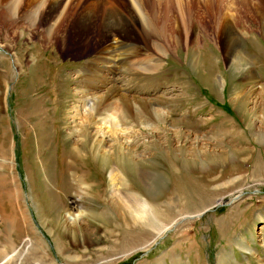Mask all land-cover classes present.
<instances>
[{"label":"rangeland","instance_id":"1","mask_svg":"<svg viewBox=\"0 0 264 264\" xmlns=\"http://www.w3.org/2000/svg\"><path fill=\"white\" fill-rule=\"evenodd\" d=\"M209 3L200 0L196 7L199 18L188 28L189 35L185 37L182 29L178 49L163 57V65L155 73L158 85L139 94L156 101L155 106L171 118H185L186 122L173 126L123 121L126 133L120 136L145 159V167L160 173L153 184L165 200L158 211L163 232L157 236L153 227L133 229L129 241L140 237L147 243L131 245L128 251L120 248L123 224L110 207L109 170L94 158L90 148L85 147L79 157L71 146L72 140L84 143L83 137L73 132L83 118L74 116L77 108L88 113L89 108L80 102L85 89L82 81L100 49L97 40L70 37L64 44L46 47L37 36L30 38L31 32L16 41L18 38L0 30V143L4 146L0 149V252L9 254L4 261L0 256V264H264V0ZM223 17L229 20L231 33L223 25ZM129 32V37L145 47L137 31ZM148 51L151 58L157 57L154 47ZM194 51L198 54L195 64ZM17 54L23 67L16 63ZM118 63L114 77L124 87L134 71ZM236 64L244 73L248 67L253 70L255 80L239 76ZM218 76L227 80L226 85L217 87ZM232 84L234 90L238 88L237 96L230 93ZM132 92L129 94L139 93ZM235 97L243 100L247 120L237 110ZM125 105L117 102L119 110L126 109ZM30 112L36 117H28ZM97 120L103 128L99 138L113 145L117 137ZM96 126H92L93 133ZM38 131L45 137L40 151L35 136ZM158 141L164 149L168 145L177 148L179 169L171 167L164 150L157 154L145 147ZM220 155L223 159L216 160ZM42 157L52 169V180L46 181L56 190L61 205L54 221L42 211L54 228L52 234L38 215L40 185L47 184L45 166L39 162ZM183 157L200 162L199 167L184 172L179 165ZM174 170L176 175L171 174ZM171 175L180 181L192 177L197 182L189 195L181 194L178 185L170 182ZM91 204L97 208L91 209ZM108 221L116 222L111 225ZM85 225L87 234L82 233ZM54 233L66 245L63 252ZM32 242L38 247L36 254L30 249Z\"/></svg>","mask_w":264,"mask_h":264},{"label":"bare ground","instance_id":"2","mask_svg":"<svg viewBox=\"0 0 264 264\" xmlns=\"http://www.w3.org/2000/svg\"><path fill=\"white\" fill-rule=\"evenodd\" d=\"M205 2L210 4V0H205ZM199 3L200 0H0V30H6L9 34L13 35L14 38H18L16 41L21 37H24L26 32H31L32 36L29 35V37L35 38V36H37L39 42L41 41V44L46 47H51L58 42L64 44L70 37L74 38V40L79 39L85 41L88 39H96L98 42L100 49L97 50L98 54L94 61H92L94 64L90 65L87 76L82 81L85 89L81 91L83 97H81L80 102L86 105L85 108H89L88 110L86 109L88 113H81L79 111L80 109L77 108L74 116L75 118H83V120L78 123L80 130L79 127L77 129L75 128L76 126L74 127L73 125V132L80 137L82 136L84 143L77 144L76 140H72L73 143L71 146L73 150L79 153V157L82 156L81 153L85 147L90 148L94 154V158L97 161L100 160V163L109 170L108 175L111 188L110 195H108L110 201L107 200L110 202V207L115 219L122 220L121 222L123 225L120 229L122 232L120 234V248L124 251L130 250L131 245L136 247L137 245L143 246L147 243L146 240H141L140 237L137 240H134V242L129 241V237L132 234L131 231L139 226L140 228L141 226L155 228L156 231H154V234L157 236L163 232L160 229V226H162L163 223L160 221L162 216L158 211L163 206V203H165V200H163V193L160 192L161 190H155L153 184L154 180L160 178V176H158L160 173H158L156 169L153 171L145 167V159L143 160L139 158V156L136 155V150H134L132 146H129L120 136L126 133V129H123L122 127L123 121H127V124L129 125H131V121H134L139 125H145L148 122H167L173 126H178L186 122L185 118L184 120L181 118H171L170 113L155 106L157 105L156 101H153L150 98L141 97L139 94L147 89L150 91V87L158 85L157 82L159 77H156L155 73H157L163 65V57L166 56L171 49H178L177 45L183 40V35H185V37L189 35L187 32L188 28L190 25L195 24V20L199 18L198 11L196 10ZM224 15L227 17L226 14ZM223 19H225L223 25L225 28H228L231 33L232 28L229 24V20L224 17ZM130 26L132 29H130ZM182 29L185 33L183 35L181 33ZM129 30L137 31L140 35L138 38H142L145 47H142L132 37H129ZM117 33L119 36H121L120 34L124 36H121L120 38L118 36V38H116ZM195 44L196 48L199 44H197V42ZM8 45L10 46L11 44ZM149 47H154L157 52L156 58H151L150 52L148 51ZM197 56V51H194L195 59L192 63L198 59ZM118 62L125 64L130 70L134 71V73H132V79L128 81L127 84H123L124 87L118 85V83H116L117 80L114 77V75L117 74V67H119ZM16 63L23 67L18 54L16 56ZM236 65L239 68V76H246L250 80H255L257 75L253 70H249L248 66H246L248 69H245L246 73H244L242 72L243 70L240 69L241 67L238 66V64ZM36 77L37 76L35 75V78ZM155 78L157 80L153 83V79ZM243 79L244 78H242V80ZM226 82L227 80L222 76L215 78V84L217 87L224 84L226 85ZM233 86L234 85L232 84L230 87V93L237 96L240 93L237 92L238 88L236 87L234 90ZM136 90L139 92L138 95L129 94L130 91L132 92ZM238 98L239 97H235L236 108L239 113H244L243 116L246 119L245 111L242 109L244 107V102ZM118 101L124 102L126 104V109L122 108L119 110V107L117 106ZM43 110L48 112V109L46 108H43ZM26 115L28 117H31L32 115L33 117H36L32 112ZM97 119L101 120L100 124L104 123L108 127L109 132L112 133L114 137H117L115 138L116 140L113 145L109 146L106 140L104 141L99 138L98 134L103 132V128L97 125L99 123ZM92 126H96L97 130L95 133H93ZM39 131L37 133L35 132V136L37 140L36 145H38L40 151L45 147V137L40 136ZM145 147L150 150L153 149L157 154L159 151L164 150L163 156H166L171 167L173 169H179L177 168L178 164L175 163V161H178V152L176 151L177 148L175 146L176 149L170 145L166 146V149H164L163 144L158 141L151 142ZM157 148L158 150H156ZM0 149L4 150L2 143H0ZM221 155L215 159L222 160L224 156L222 157ZM182 161L184 162L179 163V165L184 172L190 168H198L200 165L199 161V163H197L196 160L193 161L184 157ZM39 162L40 166L46 167H43V169L45 173V182L47 183L46 178L48 181L52 180V169L48 168L50 166L47 167L45 165V158H39ZM213 166L214 165H212V167ZM154 168L159 169V166L155 164ZM161 172H163V170ZM165 172L167 173V171ZM172 173L175 175L177 174L176 170L171 171V174ZM169 180L178 185L176 188L181 194L186 193V195L189 192L191 193V190L194 189V182H197L192 177L180 181V179H176L172 175L169 177ZM40 182H42L41 179ZM51 182L52 181H50V183ZM74 188L76 189V187ZM134 188H137L136 190L138 192L135 191ZM16 189L17 192L20 193L19 188ZM40 189L41 194L39 195L40 198H38L40 206L36 201V203H38V215L41 217V220L43 221L42 223L47 226L52 234L54 228L50 226L47 219L43 216L44 214L42 211L44 210V212L48 213V216L52 217L53 219L51 218V220L54 221L56 217L59 218L58 212L61 209V205L58 201L56 190L52 189L49 183L42 188L40 185ZM168 200H170L169 197ZM75 203L76 202L74 201V206ZM92 204L89 205L91 209L97 208ZM80 213H84V210ZM96 213L97 212H95V215H97ZM105 213L106 214L104 215H107V212ZM110 215L111 214L109 213L108 216ZM91 218L93 217L91 216ZM107 220H110V218ZM56 221L55 223H57ZM113 222H111V225ZM65 227L68 228L69 223L65 224ZM86 230L88 231L87 225L84 226L82 233L87 234L88 232ZM72 232L76 233L74 230H72ZM53 235L59 251L63 252V250L66 249L63 239L55 233ZM34 245V242L30 243V249L36 254L39 250L37 249L38 247L36 246V248ZM5 253L7 254V249L5 250ZM0 256L2 258L1 261H4L8 258L9 254L5 256L3 252H0ZM37 256L38 255H34L35 258ZM10 258H12V256ZM37 264H44V262H37Z\"/></svg>","mask_w":264,"mask_h":264}]
</instances>
